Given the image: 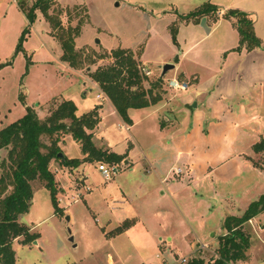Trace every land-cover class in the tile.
Wrapping results in <instances>:
<instances>
[{"label": "rangeland", "instance_id": "obj_1", "mask_svg": "<svg viewBox=\"0 0 264 264\" xmlns=\"http://www.w3.org/2000/svg\"><path fill=\"white\" fill-rule=\"evenodd\" d=\"M57 2L50 13L54 14L63 7L67 11L62 16L64 23L80 27V34L76 37V49L83 52L85 64L78 70L70 67L80 75L68 74L64 66L56 60L55 63L61 66L56 74L46 70L47 63L28 48H37V44L42 43L43 50L47 51L53 60L57 59L63 49L60 42L55 38L53 41L50 40L45 33L47 28L50 29V24L38 10L35 22L32 25L27 23L25 26L29 33L23 41L22 49L17 51L21 32L19 36L17 35V45H3L0 50V130L25 115L26 105L22 100H27L32 95L35 99L31 101L34 102L31 106L35 108L39 106L42 117L57 93L69 89L70 94L75 95L78 114L87 113L100 105L102 101L97 97L98 88L92 86L91 74L98 68L113 64L114 59L107 56L102 59L101 56L117 48L133 49L140 59L141 66H147L152 71L150 79L158 78L162 73V66L167 63H174L176 67L167 72L165 79L181 78L182 72L187 76L199 75L204 92L199 98L192 100L188 108L192 110L194 104H197L196 110L202 112L200 118L207 109L211 113L215 102L220 103L218 106L228 104V99L224 100L225 93L238 90L242 85L247 87L249 83L256 86V90L259 89V84L254 83L257 79L255 66L259 63L257 61L255 63L256 56H246L228 50L231 45H226L228 37L224 31H214L207 35L206 30H202L200 26L187 25L184 19H178L176 16L175 10L178 8L176 4L168 5L166 1L142 3L141 0ZM211 3L214 4L213 1ZM180 4V12H189L197 7L196 2L189 5ZM135 5H142L143 8L136 9ZM149 6L156 9L153 11ZM183 6L187 7L182 9ZM165 11L172 13L168 14ZM97 40L100 43H97ZM27 42L30 44L27 45ZM246 57H250V60H245ZM62 80L74 83V86L69 88L66 84L62 90L64 85ZM166 90L163 100L166 108L171 107L179 100L181 94L188 91L174 92L168 90L167 86ZM189 91V94H194V90ZM220 100H224V103ZM238 106L239 103L233 105L235 108ZM150 111L137 109L133 115L134 124L131 126L119 118L110 103L103 106L98 138H104L113 151L127 153L128 159L133 163L129 168L124 165L122 168L117 166L119 170L114 177L124 174L120 182L122 188L126 186V182L135 185L139 179L155 175L153 169L148 171V163L144 165L140 161L144 154L150 159L167 151L168 145L160 142L161 139L155 130L157 116H152ZM171 117L174 120L178 119L175 115ZM172 129L174 127L171 131ZM168 135L171 137L170 132ZM152 144L154 147L150 149ZM172 145L171 160L163 167L166 176L163 185H176V188H173L177 192L176 198L195 230L198 229L200 220L207 224L205 237L209 239L208 246L199 255L205 263H210L217 257L220 238L226 233L223 228L225 219L228 216H242L249 204L264 193V151L254 152L256 155L253 159L260 170H248L243 167L237 170L235 178L225 181L222 177L224 169L235 170L234 167L238 169L242 164L234 155L238 147L215 144L191 149L188 145L175 142ZM61 146L65 151L63 153L70 157L80 153L79 146L71 135L65 138ZM3 152L0 151V173ZM103 163L105 162H90L84 169L70 172L59 161H52L51 170L55 174L59 189L58 206L62 210L60 212H56L51 193L44 186V182L41 180L33 182V204L29 212L21 215L20 222L29 227L34 226V232L38 233L39 237L30 244H25L21 240L13 243L16 264H72L79 263L85 258L86 234L82 226L89 212L86 200L88 199L89 204L102 201L97 188L108 181L99 170V165ZM205 167L210 170L211 175L202 178L201 174ZM214 169L216 171L212 172ZM148 179L147 183H150L151 178ZM137 190L138 188L132 191V194L136 195ZM89 193L92 196L88 198ZM74 196L79 199L74 201ZM68 216L70 220L67 219ZM243 227L250 237L248 258L232 264H264V211ZM71 235L75 237L74 242L69 240ZM75 244L79 246L74 247ZM107 252L112 253L108 250L105 254ZM103 262L108 264L107 261ZM180 264L186 263L180 261Z\"/></svg>", "mask_w": 264, "mask_h": 264}, {"label": "crops", "instance_id": "obj_2", "mask_svg": "<svg viewBox=\"0 0 264 264\" xmlns=\"http://www.w3.org/2000/svg\"><path fill=\"white\" fill-rule=\"evenodd\" d=\"M141 1L142 3L166 1L168 5L170 4L172 6L176 4L178 8L175 10V14L178 16V19H184L187 25L194 24L193 26L195 27L200 26L202 30L205 29L201 25L203 18H205L207 27L210 29L209 32L206 31L207 35H211L214 31H224L228 37L226 45H231L227 48L228 50H233L246 56H256L254 57L255 63L256 61L259 63L255 66L257 79L254 83L257 85L259 84V89L256 90V86L249 83L247 87L242 85L238 90L225 93L224 100L226 101V99H228V104L218 106L220 103L215 102L212 106L213 108L210 110L211 113H209L207 109L206 113L200 118L202 112H198L195 107H193L195 110H190L188 107L192 100L199 98L203 94L204 87L201 84L199 75L192 74L187 76L182 72L180 75L181 78L190 82L191 89L189 90H194V94H189V90L184 92L180 95L181 97H179V100H176L175 103L169 107L170 109L164 107V101L155 106L142 108L151 110L152 116H157L155 130L158 138L160 137L161 139L160 142L168 145L167 151L154 158L152 157L149 159L145 154L144 157L141 158L140 161L142 164H149L147 168L149 172L150 169L155 171V175H152V177L141 178L138 182H135V185L126 182V186L122 188L120 187V182L124 174L118 175V178L114 177L108 180L106 184L97 188L102 201L89 204L88 199L86 200L89 212L82 226L83 232L86 234V255L78 264H104L105 262H103V260L107 261L108 264H180L181 259L189 258L205 250V248L200 249L199 244L204 243L208 245L209 239L205 237L207 234L205 230L207 224L203 220H200L198 229L195 230L185 214L183 206L176 198L177 192L173 189L176 188V185H163L166 179L163 167L171 160V149L173 148L172 144L174 142L176 144L188 145L191 149L202 146L208 147L209 145L215 144L238 147L234 155L237 156L236 158H238V160L242 161V164L238 166V169L234 167L235 170H233V168H225L223 171L225 172L224 176L221 174L219 175V177L222 176L225 181L235 178L238 172L237 170L243 167L248 170H260L259 165L255 163L256 161H254L253 158H255L254 156L256 155L254 146L264 140V0ZM212 1L221 10L219 19L215 20L212 15L203 17L199 23H197L194 18L188 19V15L191 12L203 4L207 2L211 3ZM193 2L197 3V7L194 10H190L189 12L179 11L180 3L189 5ZM149 7L153 11L156 9L154 6ZM186 7L187 6H183L182 9ZM134 8L140 9L143 7L142 5H135ZM230 9H238L249 14L254 21L255 34L262 41L261 47L252 51H247L245 49L239 51L237 49L240 43V33L234 24L235 18L227 19L224 17V14ZM165 13L171 14L172 12L165 11ZM27 23V18L19 7L17 0H0V50L3 48V45H17V35L19 36L21 32H23ZM49 30L50 29L47 28L45 33L49 36L50 40L53 41L54 37L49 34ZM29 44L30 43L27 42V45ZM37 45V48L34 47L31 49V47H29L28 49L34 51V54L42 57L43 62L47 63L48 67L46 70L49 73L52 72L56 74L57 69L61 66L57 65L55 62L59 61V63L64 66V69L67 70L68 74L72 75L73 73L80 75L76 71L71 70L68 64L61 60L62 53L57 56V59L53 60L50 54L43 50L42 43H38ZM12 48L13 47H11V49ZM6 56H8V54ZM245 60H250V57H246ZM65 81L62 80V84H64L62 90L66 84L69 85V88L74 86V83L71 84ZM85 85L87 86L88 84L86 83ZM92 86L98 88L95 82L92 83ZM98 91V94L102 93L99 88ZM70 93V89L60 91L50 103L65 99L75 102V95ZM28 99L25 100V105L31 106V101L35 98H33L32 95ZM98 99H100L102 103L98 105L100 107V121L95 131V139L97 145L115 152L106 144L104 138H98V130L101 127V115L104 104L110 103L114 112L120 119L122 118L117 113L110 100L99 97ZM224 100H220V102L224 103ZM230 100L232 106H230ZM236 101H238L239 106L235 108L233 105L238 104ZM39 108V106L36 107V110L41 116V110ZM136 111L137 109L130 110L132 121ZM46 114L47 112H45L43 116ZM172 115H175L178 119H172ZM133 124L134 122L130 125L133 126ZM173 127L174 129L171 131ZM169 132L171 137L168 135ZM67 136L68 135L63 137L60 146ZM76 143L79 146L80 153L73 157H70L67 153H64V155L69 159L79 158L82 160L85 155H83L81 151L80 144L77 141ZM153 147L154 144L150 146V149ZM61 149L65 152L62 146ZM117 154L125 157L124 160L118 164L119 167L122 168L124 165L129 168L132 166L133 163L128 159L127 153ZM88 163L90 162H82L79 167L73 170L67 168L70 172L81 170L84 169L85 165ZM92 163H97V161ZM130 171L133 172V169ZM215 171L216 169L212 172ZM210 175V170L205 167L201 177H210ZM84 177L86 183V176ZM126 177H128V175ZM198 177L199 175L197 179ZM148 178H151L150 183H147L149 180ZM137 188L138 192H136V195L132 194V191ZM88 191H90V189ZM87 196L89 198L92 194L89 193ZM110 202L114 203L111 204ZM186 206L189 209V206ZM121 227L122 230L117 232V229ZM30 228L31 232H34V226ZM77 245L79 246V244ZM108 250H111L113 254L110 252L105 254Z\"/></svg>", "mask_w": 264, "mask_h": 264}, {"label": "trees", "instance_id": "obj_3", "mask_svg": "<svg viewBox=\"0 0 264 264\" xmlns=\"http://www.w3.org/2000/svg\"><path fill=\"white\" fill-rule=\"evenodd\" d=\"M58 0H17L29 25L36 20L40 10L50 24V34L62 46L61 60L72 69H82L86 58L76 49V37L80 27L66 25L62 16L67 11L60 7L56 13H50ZM220 9L213 3H205L188 16L199 23L203 17H220ZM227 19L235 18L234 24L240 33L237 49L252 51L262 46L256 36L254 21L249 14L230 9L224 14ZM29 33L25 28L20 37L17 51L22 49L23 41ZM111 57L114 63L101 67L91 74L93 82L102 91L105 100H110L120 117L132 124L131 109L155 106L164 100L166 79L159 75L150 79L141 71L140 59L130 48H117L101 58ZM91 61V58H90ZM24 103L25 100H22ZM99 106L78 115L73 100L54 101L47 106V114L42 117L33 106H26V114L16 122L0 130V151L3 150L0 173V264H16V252L13 243L21 240L25 244L36 241L38 233L20 222V217L30 211L34 198L33 182L41 180L50 191L56 212L58 206V185L51 170L53 160L59 161L70 170L79 167L82 162L104 161L118 166L124 156L97 145L95 131L99 125ZM71 135L81 146L85 157L69 159L59 157L63 153L60 143L64 136ZM256 152L264 151V140L254 146ZM64 154V153H63ZM62 211V210H61ZM264 211V193L251 202L242 216H228L223 224L226 233L221 236L217 257L205 263L199 253L190 256L186 264H232L248 258L250 237L244 231V225ZM122 227L117 229L120 232ZM201 249V248H200ZM182 263V262H181ZM78 264V263H72Z\"/></svg>", "mask_w": 264, "mask_h": 264}, {"label": "built area", "instance_id": "obj_4", "mask_svg": "<svg viewBox=\"0 0 264 264\" xmlns=\"http://www.w3.org/2000/svg\"><path fill=\"white\" fill-rule=\"evenodd\" d=\"M140 68H141L142 73L145 74L146 76H151L153 74L152 71L147 66L143 65ZM166 86L168 90L174 91V92L187 91L190 88V83L188 80L173 77V78L166 79ZM98 97L105 98L103 93L98 94ZM99 170L102 172L106 180H111L114 178L115 175H117L119 169L117 168V166H112L107 163H103L99 165ZM73 199L74 201H76L79 198L74 196ZM199 246L200 248H207L208 245L204 243H200ZM187 260H188L187 258H183L181 259V262L186 263Z\"/></svg>", "mask_w": 264, "mask_h": 264}, {"label": "water", "instance_id": "obj_5", "mask_svg": "<svg viewBox=\"0 0 264 264\" xmlns=\"http://www.w3.org/2000/svg\"><path fill=\"white\" fill-rule=\"evenodd\" d=\"M201 25L206 29V31H208V32L210 31L209 27H207L205 18H203ZM97 43H100V41L97 40ZM174 68H175V64L174 63H167V64L163 65L162 68H161L162 69L161 76L165 77L167 72H169L170 70H172ZM196 106H197V104H194V107H196ZM59 157L64 158L65 155L63 153H60ZM67 219L70 220V217L68 216ZM69 234H71V230L70 229H69ZM69 240L71 242H74L75 241V237L73 235H71ZM36 244H37V242H36ZM76 246H77V244L74 245V247H76Z\"/></svg>", "mask_w": 264, "mask_h": 264}]
</instances>
